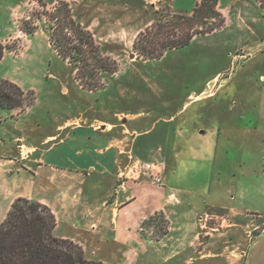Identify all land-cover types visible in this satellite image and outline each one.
Wrapping results in <instances>:
<instances>
[{"label":"crops","instance_id":"obj_1","mask_svg":"<svg viewBox=\"0 0 264 264\" xmlns=\"http://www.w3.org/2000/svg\"><path fill=\"white\" fill-rule=\"evenodd\" d=\"M43 1L49 7L58 0ZM65 1L78 21L109 45L106 54L122 68L103 74V85L87 91L99 95L118 82L113 95L148 103L150 93L144 96L138 87L148 78L130 71L137 61L149 60L132 50L136 35L152 23L149 13L144 15L147 0ZM199 1L193 0V6ZM170 2L178 10L191 5L188 0ZM125 48L130 49L127 58ZM242 81L218 80L188 94L168 116L160 108L169 107H155V102L110 109L107 100L116 98L109 95L102 100L103 112L91 114L89 105L86 116L63 119L38 145L23 135L0 134V223L12 201L25 197L47 205L56 220L53 234L79 244L88 259L107 264H264V92L250 77ZM257 98L260 107L254 104ZM193 105V113L178 119L182 109ZM198 117L202 121L196 122ZM72 133L75 138L67 144L65 137ZM160 143L166 145L162 154L168 164L163 186L121 176L129 150L137 165L154 156ZM62 145L66 147L60 149ZM245 149L247 160L239 158ZM188 159L214 167L230 161L233 169L244 170L224 180L214 178L212 169L206 186L196 190L172 182L178 164ZM224 191L239 197L248 192L251 202L224 200ZM207 207L222 210L226 226L203 234L197 219ZM156 214L167 220V232L161 237L139 232L141 223Z\"/></svg>","mask_w":264,"mask_h":264},{"label":"rangeland","instance_id":"obj_2","mask_svg":"<svg viewBox=\"0 0 264 264\" xmlns=\"http://www.w3.org/2000/svg\"><path fill=\"white\" fill-rule=\"evenodd\" d=\"M150 1L156 4L150 5ZM170 1H145L144 15L149 13L148 17L152 22L160 19L163 23L167 13L189 14L194 7L193 0H188L191 5H187L184 10H178L172 7ZM17 4L19 6L14 8ZM55 4L48 7L43 0H0V41L3 45L9 46L0 61V77L16 83L25 92L30 91L34 95L33 102L25 110H17L18 115L13 113V110H0V134L8 132L7 136L11 133L23 135L37 145L47 134L54 132L63 119L80 114L86 116L90 106L91 114L103 112L102 100L117 91L115 89L118 82L113 84L115 86L109 89V92L99 95L82 89L73 77L71 66L50 46V27L44 13L51 11ZM218 6L225 19L221 27L207 34L195 35L186 46L168 50L157 59L139 60L133 65L130 71H137L149 80V83L141 81L138 86L142 93H146L144 96H149L147 93H150L148 103L126 101L123 97L113 95L116 99L107 100V107L120 110L136 105L147 107L149 104L154 105L155 102V107L159 108L160 104L169 107V110L160 108V114L168 116L182 107L188 94L199 93L201 88L216 84L218 80L233 81L239 85L243 83L242 79L248 77L259 91L264 92V79H261V76H264V6L258 0H218ZM72 14L74 16L73 12ZM75 19L78 20L77 17ZM130 19L131 17H128L127 21ZM25 21L36 27L30 35L21 30ZM20 34L26 37L28 42H25ZM95 40L101 53L110 56L105 52L109 45L104 46L102 41L97 38ZM128 52H130L128 48L123 51L126 58ZM118 65L119 72L122 68L119 62ZM261 103L263 104L258 100L254 104L260 107ZM195 108L196 105L185 107L178 113V119L187 117ZM204 119L206 120V117ZM200 121L202 120L198 117L196 122ZM225 125L226 122L223 121V126ZM225 128L222 130L225 131ZM74 135L72 133L65 137L67 144L73 141ZM65 145L60 149L65 148ZM157 147L159 150L154 156L140 160L137 165L135 163L137 160L130 157L129 150L128 159L123 167L125 173L121 176L129 180L142 179L153 185L163 186V174H166L168 167L167 161L163 158L166 145L160 143ZM247 156L245 149L239 158L247 160ZM231 159L229 157V160ZM231 164L229 161L214 167L209 163L200 165L190 159L181 161L178 164L177 176H173L176 179L172 182L196 190L201 189L210 179L212 169L216 179L224 177V180H228L231 172L235 176L243 173L244 167L235 170ZM134 166L137 170L134 171L137 172L136 177L134 172L130 171L131 168L135 170ZM26 175V178H30L28 173ZM224 194L223 199L232 203H237L241 197L244 204L248 205L251 202L248 192L243 193L241 197L233 191H224ZM222 216H224L222 210L207 207L197 219L201 227L200 232L204 234L225 227L226 219ZM153 217L151 222L141 223L139 232L153 237L161 235L164 221L167 224V220L160 214Z\"/></svg>","mask_w":264,"mask_h":264},{"label":"trees","instance_id":"obj_3","mask_svg":"<svg viewBox=\"0 0 264 264\" xmlns=\"http://www.w3.org/2000/svg\"><path fill=\"white\" fill-rule=\"evenodd\" d=\"M258 1L264 6V0ZM44 16L49 22L50 46L71 66L82 89L100 88L103 74L117 72L118 62L101 53L93 34L75 19L67 2L58 0ZM164 18L163 23L156 20L136 35L132 50L138 58L157 59L168 50L186 46L195 35L218 29L225 21L218 0H200L189 14L167 13ZM21 28L27 35L36 29L29 21ZM7 47L0 41V61ZM33 100L32 92L0 77V110L23 111ZM164 222L158 237L167 232ZM55 224V216L47 205L25 197L14 199L0 223V264H107L88 259L76 242L56 237Z\"/></svg>","mask_w":264,"mask_h":264}]
</instances>
